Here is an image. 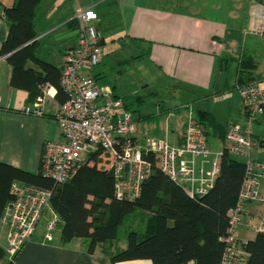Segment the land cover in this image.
<instances>
[{
	"label": "crops",
	"instance_id": "crops-1",
	"mask_svg": "<svg viewBox=\"0 0 264 264\" xmlns=\"http://www.w3.org/2000/svg\"><path fill=\"white\" fill-rule=\"evenodd\" d=\"M67 1L72 6V12L64 21L46 29L48 33H44L45 35L35 27L37 38H42L43 45H46L43 42L45 39L46 42L49 39L50 44L51 41L55 44V39L62 35L72 38L70 43H65L64 48L57 49L59 56L56 59L60 62L56 66H62L66 51L74 45V36L68 32L66 22L72 18L75 5L93 7L101 0L95 4L90 0ZM114 1L116 7L110 23L112 28H119L120 34L128 40H141L140 47H149L148 54L140 58H146L147 64L154 67L158 75L185 98L184 105L190 106L192 116L205 132L209 150L214 152L221 145L228 122L241 125L246 123V115L235 92L236 86L264 77V52H257L254 42L247 43L249 35L264 37L263 5L258 0H244L243 3L242 0ZM14 2L15 0H0V47L9 27L2 9ZM257 7H260L262 18L251 14V10ZM97 14L99 16V11ZM100 20L99 16V23ZM62 27L65 31L55 35L57 29ZM64 42H67L66 38ZM41 54H46V58L52 57L49 49L41 50ZM248 59L253 62L251 69L247 62L239 63ZM240 70L244 71L241 75L244 81L248 77L252 79L240 81ZM97 73L98 71L93 72L94 75ZM10 74L11 67L5 56L0 54V162L35 174L39 169L44 142L62 139L54 120L60 102L55 98V88L48 86L52 91L50 96L45 97L44 115L39 117L23 114L21 109L34 99L29 101L25 91L9 85ZM210 102L212 105H221L223 111L230 116L222 125L215 121L214 107ZM184 111L183 115L177 114L170 107H165L163 111H159L163 114V125L152 127L132 115L137 126L136 139L141 141L145 136H152L164 138L169 144L178 146L181 143L186 113L188 115V109L187 112L185 109ZM201 112L204 114L202 119L199 118ZM262 118L264 112L250 126ZM208 136L211 137L210 142ZM259 147H264V140ZM252 153L251 157L260 161ZM256 209L257 204H247L242 221L255 220L253 216ZM43 216H46L44 221L39 220L33 235L15 256L10 258L5 254L0 264H152L148 259L111 263L110 254L123 249L126 240L120 244L117 241L103 244L93 253L86 251L80 239L61 244V222L58 216L51 208L44 211L41 218ZM52 216L57 218V223L50 239H45V227ZM236 237L239 242H244L254 235L250 238ZM5 245V229L0 224V246L4 249Z\"/></svg>",
	"mask_w": 264,
	"mask_h": 264
},
{
	"label": "built area",
	"instance_id": "built-area-1",
	"mask_svg": "<svg viewBox=\"0 0 264 264\" xmlns=\"http://www.w3.org/2000/svg\"><path fill=\"white\" fill-rule=\"evenodd\" d=\"M251 14L262 18L258 8L252 9ZM72 19L76 23L74 45L64 55L59 80L65 99L59 103L54 116L62 139L44 142L38 173L55 184H62L72 177L89 154L99 151L98 158L107 156L116 201L137 199L142 182L153 165L193 198L212 188L219 171V158L225 152L242 160L244 177L236 201L226 213V234L218 238L223 243L219 264H244L236 230L247 204L264 203V163L251 157L254 142L250 129L253 120L264 111V77L236 86L246 123L228 122L221 145L214 152L209 150L205 132L187 104L188 115L186 113L178 146L152 136L139 141L131 111L111 88L100 86L93 74L102 56L97 12L92 6L75 5ZM47 96H50L48 86L21 112L43 116ZM10 194L0 224L5 229V254L12 258L33 235L44 211L50 209V192L36 185L13 181ZM255 221L251 230L264 233V216ZM56 223L57 218L52 216L45 227V239H50Z\"/></svg>",
	"mask_w": 264,
	"mask_h": 264
},
{
	"label": "trees",
	"instance_id": "trees-1",
	"mask_svg": "<svg viewBox=\"0 0 264 264\" xmlns=\"http://www.w3.org/2000/svg\"><path fill=\"white\" fill-rule=\"evenodd\" d=\"M40 2L15 0L13 5L2 9L9 27L0 54L11 67L9 85L12 88L25 91L31 101L44 87L51 86L61 103L65 99L59 84L61 66L39 55L44 46L35 31ZM115 7L114 0H101L93 5L96 12L100 11V18L110 23ZM75 26L72 18L66 22L72 37H75ZM129 42L139 52L131 56L133 59L148 54L149 47H140L141 40L130 38ZM245 60L239 63L247 62L251 69L253 62ZM240 72L238 79L244 81L241 77L244 71ZM94 77L99 78L98 74ZM120 97L124 107L131 111L130 103L124 96ZM136 101L142 99L136 98ZM202 115L201 112L200 119ZM98 154L99 151L89 154L72 177L62 184H55L38 172L33 174L0 162V216L11 199L13 181L36 185L50 192L49 206L61 222V244L80 239L86 251L93 253L99 246L116 241L123 216L137 209L148 215L146 229L141 234L129 232L125 247L110 254L111 263L148 259L152 264H189L191 261L194 264H219L223 243L218 238L226 234V213L234 205L244 177L242 160L224 152L219 158V171L212 188L193 198L153 165L142 182L139 197L122 202L113 198L112 171L99 165ZM239 247L245 255L244 264H264V233H255L252 239L239 242ZM4 256L5 251L0 246V260Z\"/></svg>",
	"mask_w": 264,
	"mask_h": 264
},
{
	"label": "rangeland",
	"instance_id": "rangeland-1",
	"mask_svg": "<svg viewBox=\"0 0 264 264\" xmlns=\"http://www.w3.org/2000/svg\"><path fill=\"white\" fill-rule=\"evenodd\" d=\"M98 1L99 0H90L92 4ZM243 1L244 0H242L241 3H243ZM258 2L261 3L264 8V0H258ZM71 12L72 6L67 0H41L35 16L36 30L39 33L43 32V35H45L48 31L46 29L59 25L71 14ZM99 27L104 43L102 45L101 62L93 70V72L98 71L97 74L99 78L97 79V83L100 86L111 88L113 94L117 93L120 96H124L126 101L130 103L132 115L138 118L140 122H144L150 127L153 125H163V114L159 111H163L165 107H170L177 114L180 113L183 115L186 105H184L185 98H182L179 91L173 89L167 80L161 78L154 67L147 64L146 58H140L141 60H139L131 57L139 52L127 38L120 34L119 28H112L107 19L100 20ZM63 31H65L63 27L58 28L54 34L57 35ZM65 38L67 42H64ZM71 40L72 38L67 37V35H62L55 39V44H53V41H51L52 44H50L49 39L47 42L46 39L45 41L43 40L46 45H44L41 50L45 51L49 49L50 56L55 58H46V54L42 55L41 52L39 54L40 57L54 64H59L60 60L56 59L59 54L56 51L59 48L60 50L64 48ZM61 42L63 44H61ZM252 42L256 44L257 52H264V37L249 35L247 37V43ZM136 98H141L142 101L137 102ZM210 105H212L211 102ZM212 106L214 107L213 114L215 121L222 125L230 116H228L225 110L223 111L221 105L216 104ZM250 129L251 138L255 145L252 155L254 157L256 156L264 163V147H259L261 141L264 140V118L260 119L258 122H254L253 125L250 126ZM210 140L211 137L208 136V141L210 142ZM106 159V155H102L98 158L102 166L106 165L108 167L109 162ZM257 205L258 209H256L253 216L255 220L264 216V203ZM45 217L46 216H43L41 218V222L44 221ZM147 217L148 215L137 209L131 213L125 214L121 224L117 228V243L120 244L125 242L127 234L131 231L137 232L138 234L143 233ZM255 220L242 221L236 230V235L243 238L252 237L255 233L250 227L256 222Z\"/></svg>",
	"mask_w": 264,
	"mask_h": 264
},
{
	"label": "bare ground",
	"instance_id": "bare-ground-1",
	"mask_svg": "<svg viewBox=\"0 0 264 264\" xmlns=\"http://www.w3.org/2000/svg\"><path fill=\"white\" fill-rule=\"evenodd\" d=\"M50 91H52V90H50Z\"/></svg>",
	"mask_w": 264,
	"mask_h": 264
}]
</instances>
